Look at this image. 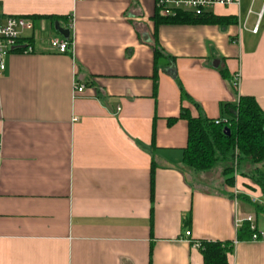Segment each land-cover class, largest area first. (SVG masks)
<instances>
[{"label": "crops", "instance_id": "obj_1", "mask_svg": "<svg viewBox=\"0 0 264 264\" xmlns=\"http://www.w3.org/2000/svg\"><path fill=\"white\" fill-rule=\"evenodd\" d=\"M0 4L34 23L21 38L32 51L9 54L0 75V264H204L202 239L234 241L230 264H264V240L235 228L252 215L264 229L239 196L264 201L260 189L237 177L215 190L214 168L183 163L187 121L168 122L182 107L227 118L242 95L264 110V0L212 8L233 23L158 27L157 0ZM155 39L171 60L156 92Z\"/></svg>", "mask_w": 264, "mask_h": 264}, {"label": "trees", "instance_id": "obj_2", "mask_svg": "<svg viewBox=\"0 0 264 264\" xmlns=\"http://www.w3.org/2000/svg\"><path fill=\"white\" fill-rule=\"evenodd\" d=\"M152 19L156 27L162 24L224 25L236 21L232 17L219 16L212 11L198 15L190 11L175 10L170 15H164L158 7H156ZM20 43H24L23 39L20 40ZM153 47L155 52L154 89L156 92L160 65L168 66L171 60L163 53L156 39ZM24 48L25 46H22L19 50ZM221 72L224 76L226 75L224 70ZM181 96L183 100L190 97L183 89ZM224 109L229 115L227 118L211 119L202 114L193 116L188 108L182 107L178 117L168 119L170 125L179 119L186 120L188 123V142L184 149L183 163L193 171L209 172L220 162L234 159V153L237 151L240 171L257 185L261 191V197L264 199V110L256 98L249 95L240 96L235 103L225 104ZM226 128L229 132L225 131ZM155 167V163H153L151 168L152 185ZM234 169L233 164L227 165L225 168V175H230L227 178L230 186H234ZM239 196L248 201L257 214L264 213L262 203H253L251 198L245 195ZM253 232L250 223L244 222L238 229L237 239L239 241L250 240ZM199 244L204 264H230L229 255L234 251V241L202 239Z\"/></svg>", "mask_w": 264, "mask_h": 264}, {"label": "built area", "instance_id": "obj_3", "mask_svg": "<svg viewBox=\"0 0 264 264\" xmlns=\"http://www.w3.org/2000/svg\"><path fill=\"white\" fill-rule=\"evenodd\" d=\"M237 2L238 0H158L157 7L160 8L161 13L164 15H170L174 13L175 10H185L200 15L204 12L211 11L216 5H228ZM70 27L71 24L69 23L68 28ZM33 28L34 23L31 19L21 16H7L3 13L0 4V75L6 68V57L22 47L20 40L23 36V32L25 30H32ZM257 30L258 28L254 29L255 32H257ZM52 43L61 53H66L71 48V41L68 39L55 38ZM21 50L31 52L32 47L27 45ZM238 83V77H236L233 82V86L237 88ZM76 90L80 92L83 91V86H77ZM236 194H238V192H236ZM251 199L253 203H262L264 205V201L260 200V196H252ZM244 222H249L251 229L254 231L251 240H264V229H259L257 227L255 219L252 215L245 217L237 215L235 219V228L238 230ZM186 235L190 236L191 232H187ZM192 243L195 248L200 246L197 241H192Z\"/></svg>", "mask_w": 264, "mask_h": 264}, {"label": "rangeland", "instance_id": "obj_4", "mask_svg": "<svg viewBox=\"0 0 264 264\" xmlns=\"http://www.w3.org/2000/svg\"><path fill=\"white\" fill-rule=\"evenodd\" d=\"M234 159H230L229 161L226 162H220L219 164L216 165V167L213 169L214 171L211 173V177H212V182H214V187L215 190L219 189L218 187V180L220 179V181H223L226 185H228L229 187H234L236 184V178L238 177H245L243 175V173L240 171L239 169V165H238V161H237V157H238V153L237 151H235L234 153ZM233 164L234 169V173H233V177H234V186H230L229 183L227 182V178L230 175H225V168L226 166ZM253 182V181H252ZM254 183V182H253ZM255 184V183H254Z\"/></svg>", "mask_w": 264, "mask_h": 264}, {"label": "water", "instance_id": "obj_5", "mask_svg": "<svg viewBox=\"0 0 264 264\" xmlns=\"http://www.w3.org/2000/svg\"><path fill=\"white\" fill-rule=\"evenodd\" d=\"M56 28L59 30V32L64 35L66 38L70 36V31L68 29H63L59 26V24H56ZM226 132H229L228 128L225 129Z\"/></svg>", "mask_w": 264, "mask_h": 264}]
</instances>
